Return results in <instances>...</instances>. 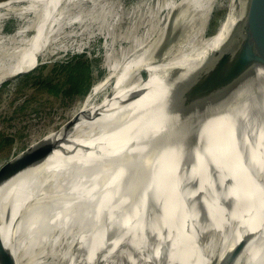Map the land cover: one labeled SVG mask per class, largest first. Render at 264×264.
<instances>
[{
  "label": "bare ground",
  "instance_id": "bare-ground-1",
  "mask_svg": "<svg viewBox=\"0 0 264 264\" xmlns=\"http://www.w3.org/2000/svg\"><path fill=\"white\" fill-rule=\"evenodd\" d=\"M257 2L264 11V0ZM210 6L172 0L142 36L113 40L109 0L0 2V84L50 54L82 52L87 40L79 37L94 26L110 42L105 74L55 136L82 146L63 143L67 153L25 167L11 157L0 168V264H206L257 228L249 206L264 203V154L255 160L253 143L248 158L242 149L264 108V79L240 85L225 48L229 27L203 36ZM196 14L200 27L186 26L175 53L155 64L174 22ZM11 17L16 27L4 34ZM241 153L253 169L237 176ZM262 237L240 255L246 264H264Z\"/></svg>",
  "mask_w": 264,
  "mask_h": 264
},
{
  "label": "rangeland",
  "instance_id": "rangeland-1",
  "mask_svg": "<svg viewBox=\"0 0 264 264\" xmlns=\"http://www.w3.org/2000/svg\"><path fill=\"white\" fill-rule=\"evenodd\" d=\"M3 1L6 0H0V2ZM109 2L111 12L114 11V13H111L105 21V26L110 28L113 40H120L123 39V36L131 37L133 34L135 37L142 36L147 31L149 22L156 19L160 6L172 2V0H109ZM225 6L224 0H217L214 10H221ZM115 10L117 11L115 12ZM216 14L215 12L214 15L218 18L219 16ZM236 17L237 14L235 16L231 11L218 29L217 22L213 21L212 16L209 15V20L207 19L204 25L201 24L203 36L209 37L225 30L234 24L237 20ZM195 18L196 20L202 19V14H196V17L191 15L184 21L179 19L174 22L173 38L160 54L165 53L171 47L173 49L179 47L186 26L193 25L196 21ZM220 18L221 16L218 19ZM200 20L198 23L196 21L193 26H198ZM110 21L115 25L111 26ZM15 22L16 19L12 17L5 21L2 33L8 34L14 31ZM94 27L93 29H96L94 32L89 28L88 33L79 37V40H87V46L82 52L76 53L74 49H69L67 52L50 54L40 58L38 65L31 71L0 84V154L8 150L14 142H19L24 138L27 139V142L18 148L19 152L45 137H50V135H54L53 139L55 136H59L64 131V127L70 123L73 110L80 106L92 84L105 74V60L102 51L104 45L107 42L110 43L109 37L107 33H104L105 30L102 32L99 30L100 28ZM75 42L72 41V48H76ZM127 44L125 42L121 46V50L116 46V51L127 50ZM145 74L146 72H143L142 75ZM74 84L76 85L74 93L65 94L66 90ZM56 137L51 142H54ZM10 158L8 157L3 165ZM3 197H0V203ZM149 228L147 226L145 230ZM131 233L132 235L136 234L137 229L131 230Z\"/></svg>",
  "mask_w": 264,
  "mask_h": 264
},
{
  "label": "water",
  "instance_id": "water-1",
  "mask_svg": "<svg viewBox=\"0 0 264 264\" xmlns=\"http://www.w3.org/2000/svg\"><path fill=\"white\" fill-rule=\"evenodd\" d=\"M210 1L211 6L209 9V15L212 16L213 21L217 22L218 29L221 27V24L226 20L231 11L235 14V16L237 14L240 17H236L238 19L235 21L233 26L227 29V33L226 30L224 32V36L226 35L224 42L227 55L240 85L247 86L255 84V80L259 75H261L264 79V11L257 0H224L226 2V6L218 11H216V9L214 10V5L217 0ZM215 12L217 13V16H221L220 19H218L219 17H215ZM177 48L173 49L172 47L165 53L160 54L155 60V64L167 61V57L173 55ZM251 88H253V86ZM244 101L248 104V108H246V110L249 109V113L252 112L253 106L250 98L245 97ZM247 117L249 118V115ZM256 119L257 123L253 124L246 131V139H248V143L243 145L242 152L245 154L243 155L241 153V158L235 172L237 176L245 173L249 169H253L251 168L252 161L250 162L249 167V165L243 164L242 158V155L247 158L250 156L247 152H250L251 143H253L252 148L255 153L252 157H254L255 160L260 159V157L264 154V108L259 111L257 110ZM26 142L27 139L24 138L19 142H14L15 144L13 143L8 150L3 151L0 154V167L8 157H12L15 164L25 167L39 159V157L52 154L55 150H59L60 152L63 151L65 153L68 152L67 150L61 149L60 144L65 143V141H55L33 147L27 146L23 148V151L19 152L18 148ZM65 144L67 146H71L72 148L82 146L80 143L73 142H67ZM258 145L261 146L259 150L256 149ZM248 179L249 178H247V180ZM249 209L253 223L257 224V228L253 232L247 233L244 238H241L231 251L219 260H217L219 256L218 251L216 252L215 250L214 253L216 252V254L212 256L211 260L209 258V262L206 264H236L237 262H239V264H246L245 258L240 259V255L243 250L247 245H250L252 242L256 241L259 236L262 237L264 234V217L262 215V212H264V203L262 205L259 203V200L257 201V199H253ZM239 228L243 229L244 226H239ZM262 240L264 241V239ZM208 243L209 239L206 240L205 244ZM254 249L257 251V248L254 247ZM210 255L211 254L208 252L206 255L207 258Z\"/></svg>",
  "mask_w": 264,
  "mask_h": 264
},
{
  "label": "trees",
  "instance_id": "trees-1",
  "mask_svg": "<svg viewBox=\"0 0 264 264\" xmlns=\"http://www.w3.org/2000/svg\"><path fill=\"white\" fill-rule=\"evenodd\" d=\"M75 90H76V85L74 84V85H72L71 87H69V88L66 90L65 94H66V93H68V94L74 93Z\"/></svg>",
  "mask_w": 264,
  "mask_h": 264
}]
</instances>
